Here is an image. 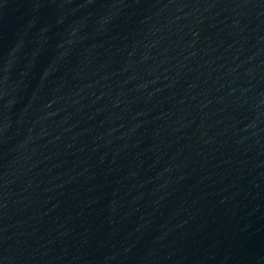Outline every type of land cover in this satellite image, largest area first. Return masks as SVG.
<instances>
[{
	"label": "water",
	"instance_id": "obj_1",
	"mask_svg": "<svg viewBox=\"0 0 264 264\" xmlns=\"http://www.w3.org/2000/svg\"><path fill=\"white\" fill-rule=\"evenodd\" d=\"M0 264H264V0H0Z\"/></svg>",
	"mask_w": 264,
	"mask_h": 264
}]
</instances>
